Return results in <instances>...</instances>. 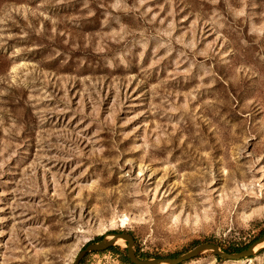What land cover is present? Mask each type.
Returning <instances> with one entry per match:
<instances>
[{
  "label": "rangeland",
  "instance_id": "374dc122",
  "mask_svg": "<svg viewBox=\"0 0 264 264\" xmlns=\"http://www.w3.org/2000/svg\"><path fill=\"white\" fill-rule=\"evenodd\" d=\"M111 231L158 257L264 232V0H0V264Z\"/></svg>",
  "mask_w": 264,
  "mask_h": 264
},
{
  "label": "water",
  "instance_id": "95a60500",
  "mask_svg": "<svg viewBox=\"0 0 264 264\" xmlns=\"http://www.w3.org/2000/svg\"><path fill=\"white\" fill-rule=\"evenodd\" d=\"M118 241L126 244V258L131 264H181L185 261L198 257L205 252H212L224 260H241L250 258L264 249V232L253 242L237 252L223 251L217 244L200 243L189 251L175 257H153L139 259L134 251V238L126 232H107L98 241H90L77 253L73 264L80 261L89 253L102 252L118 244Z\"/></svg>",
  "mask_w": 264,
  "mask_h": 264
},
{
  "label": "trees",
  "instance_id": "16d2710c",
  "mask_svg": "<svg viewBox=\"0 0 264 264\" xmlns=\"http://www.w3.org/2000/svg\"><path fill=\"white\" fill-rule=\"evenodd\" d=\"M114 232H119V231H114ZM101 239V236L97 237L96 240H100ZM243 248H240V247H231V248H222L223 251H226V252H237V251H240L242 250ZM108 251H112V250H116L118 252V250H120L118 247H111L109 249H107ZM115 251V252H116ZM135 251V254L137 255V257L139 259H147V258H151V257H158V256H150L149 254L147 253H141L138 249H134ZM170 257H173V256H170ZM216 258H219L217 255H215ZM122 262L124 263H129L128 259L126 258V253L123 255L122 257Z\"/></svg>",
  "mask_w": 264,
  "mask_h": 264
},
{
  "label": "bare ground",
  "instance_id": "6f19581e",
  "mask_svg": "<svg viewBox=\"0 0 264 264\" xmlns=\"http://www.w3.org/2000/svg\"><path fill=\"white\" fill-rule=\"evenodd\" d=\"M121 243L120 241H118V244Z\"/></svg>",
  "mask_w": 264,
  "mask_h": 264
},
{
  "label": "flooded vegetation",
  "instance_id": "af4514ba",
  "mask_svg": "<svg viewBox=\"0 0 264 264\" xmlns=\"http://www.w3.org/2000/svg\"><path fill=\"white\" fill-rule=\"evenodd\" d=\"M80 263H81V261H80Z\"/></svg>",
  "mask_w": 264,
  "mask_h": 264
}]
</instances>
